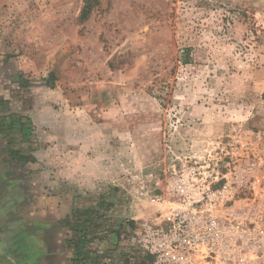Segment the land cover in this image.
<instances>
[{
    "label": "rangeland",
    "instance_id": "374dc122",
    "mask_svg": "<svg viewBox=\"0 0 264 264\" xmlns=\"http://www.w3.org/2000/svg\"><path fill=\"white\" fill-rule=\"evenodd\" d=\"M92 1L0 0V120L29 129L0 135V213L31 249L36 213L97 211L87 264H151L131 241L175 156L264 132V0Z\"/></svg>",
    "mask_w": 264,
    "mask_h": 264
},
{
    "label": "built area",
    "instance_id": "2783aa9c",
    "mask_svg": "<svg viewBox=\"0 0 264 264\" xmlns=\"http://www.w3.org/2000/svg\"><path fill=\"white\" fill-rule=\"evenodd\" d=\"M162 186L131 241L152 264H264V132L231 123L196 140Z\"/></svg>",
    "mask_w": 264,
    "mask_h": 264
},
{
    "label": "crops",
    "instance_id": "0c3cea01",
    "mask_svg": "<svg viewBox=\"0 0 264 264\" xmlns=\"http://www.w3.org/2000/svg\"><path fill=\"white\" fill-rule=\"evenodd\" d=\"M2 202L4 201H0V203ZM62 207L65 208L60 210L56 206L51 210L52 213L49 214L52 215H50L49 221L41 213H36L37 215L33 217L34 221L30 226L34 229L28 227V233L33 240L31 249V246L27 247L25 242L19 239L25 226L14 232L13 230L18 222L10 229L8 219L3 221L2 213H0V259L6 260H0V264H87V261L84 263L75 258L76 253L72 242H70L74 233L67 224H64V220L68 215H71L69 213L71 210H65L68 207L67 205ZM47 223H49V227L46 226ZM114 244L116 245L117 242L114 241ZM115 245H111V248H115ZM24 247L27 249L26 252L23 249ZM119 250L120 248L112 252V262L108 254L103 256L105 261L100 262V264H109L106 259H109L112 264H135L131 258L133 252L130 253L129 248L128 255L119 253Z\"/></svg>",
    "mask_w": 264,
    "mask_h": 264
},
{
    "label": "trees",
    "instance_id": "16d2710c",
    "mask_svg": "<svg viewBox=\"0 0 264 264\" xmlns=\"http://www.w3.org/2000/svg\"><path fill=\"white\" fill-rule=\"evenodd\" d=\"M93 6V1L87 0V5L83 10V20H87L89 18ZM10 129L12 131L20 132L22 136L26 139L29 138V129L27 127V121L24 122L21 117L11 116L10 118H3L0 120V135L4 136L6 134H9L11 131ZM10 155L14 160L22 164L34 162V159L32 157L28 155H23L21 153H18L17 151H11ZM96 212L97 211H91L90 209L78 208L75 209L74 214L72 215L73 217H68L69 219H74L76 221L74 224L73 222L67 223V225L71 228L75 235V237L70 240L76 253L75 258L78 261L84 263L90 256V244H92L96 239L94 236L95 234L93 232V229H91L90 227L91 223H93L94 220L100 219L101 215H98V212ZM149 260L153 263V259L151 257Z\"/></svg>",
    "mask_w": 264,
    "mask_h": 264
}]
</instances>
